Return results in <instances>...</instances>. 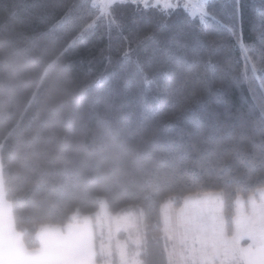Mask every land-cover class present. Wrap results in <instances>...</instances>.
Returning a JSON list of instances; mask_svg holds the SVG:
<instances>
[{"label": "trees", "instance_id": "trees-1", "mask_svg": "<svg viewBox=\"0 0 264 264\" xmlns=\"http://www.w3.org/2000/svg\"><path fill=\"white\" fill-rule=\"evenodd\" d=\"M206 14L0 0L1 180L28 250L101 200L138 215L128 252L142 264H169V200L220 194L231 234L236 200L264 189V0H210Z\"/></svg>", "mask_w": 264, "mask_h": 264}, {"label": "rangeland", "instance_id": "rangeland-1", "mask_svg": "<svg viewBox=\"0 0 264 264\" xmlns=\"http://www.w3.org/2000/svg\"><path fill=\"white\" fill-rule=\"evenodd\" d=\"M125 1L126 0H95V5L100 8L103 14H106L115 3ZM208 1L210 0H200V3L198 4L193 1V3L191 2L192 7H184L190 11L192 17L204 19L207 17L206 5ZM176 3V6L181 4L179 0H176ZM258 72L264 75V69H260ZM263 192L264 190L258 191L256 196L262 197ZM199 196L203 195L185 197V205L183 208L176 209L170 200L162 206L161 218L164 226V234L169 243L168 254L170 264H180V255L182 251L190 254L191 257L197 256V259L204 261L219 260V264H229L236 258L235 264H240L242 261L243 264H245V256L241 253L238 241L243 236L249 237L248 234L253 237L257 232H264V200H262L261 203L262 207H260V209H258L251 217L249 221L250 223L245 225L244 222L238 220L239 226L235 232V238L228 243L219 245L218 242L222 240L221 236L217 238L215 234L211 239L204 240V238H202V233L205 229L203 225L206 224V219L208 217L212 219L214 216H204L201 213H203L202 210L206 208H223L221 195L218 193H212L210 196ZM241 199L242 198H239V200ZM197 212L200 214L196 215ZM255 221H257V223ZM137 222L138 215L134 213V211L126 215H112L107 210L105 200H101L99 210L93 218H83L79 222L67 225H75L79 228L77 230L82 234L80 237L81 239L79 240L82 241V243L79 244V249H75V255L78 257V264H111V257L113 253L117 254L120 264H141L136 257H130L128 252L129 243L136 247L141 245V238L138 235L133 236L131 233L132 230L136 229ZM79 224H81L83 228H80L82 226ZM85 224L91 226V233L94 238L91 243L85 239L86 232H88L85 229L88 228ZM182 226H184L185 231L182 230ZM211 229L213 230L212 227ZM183 231L185 233L184 238L181 236ZM122 234H125L126 238L121 237ZM36 239L38 240V238ZM191 239H197L199 248L188 246V242L192 241ZM248 239L252 240L256 244L264 243V235ZM41 241L43 240L41 239ZM186 241L188 248L185 244ZM182 243H184L183 247L185 251L180 248ZM50 247L51 250L49 251V254L53 251L56 252V250L59 253L62 251L66 253L63 246L57 247V244H55V246ZM45 250L46 247H43L42 252ZM174 259L176 260V263H174Z\"/></svg>", "mask_w": 264, "mask_h": 264}, {"label": "crops", "instance_id": "crops-1", "mask_svg": "<svg viewBox=\"0 0 264 264\" xmlns=\"http://www.w3.org/2000/svg\"><path fill=\"white\" fill-rule=\"evenodd\" d=\"M126 1H133V0H126ZM193 1H195L194 3L197 4L200 3V0H189V2L188 0H179L181 6H185L188 8L192 7L191 2L193 3ZM136 3H139L144 6L141 0H137ZM171 3L174 5L177 4L176 0H171ZM147 7H159L164 10L172 9V8L165 9L161 3H158V0H148ZM263 190L264 189L260 191ZM262 195H263L262 197L254 196L246 200L244 199L239 200V198L236 200L235 217L233 220V228L231 234H228L226 230L222 207H216V208L211 207V208L203 209L202 210L203 213L201 214H203L204 216L213 215L214 217L212 219H210L209 217L206 219L205 222L206 224L203 225L205 229L202 233L203 234L202 238H204V240L211 239L215 234L217 238L221 236L222 240L218 242L219 245L228 243L229 241L234 239L236 236L235 232L237 231V227L239 226L238 220L244 222L245 225L250 223L249 221L253 216V214H255L256 211L260 209V207H262L261 203L262 200H264V192ZM204 196H210V194H205L199 197H204ZM184 205H185V199L183 201L181 208H183ZM199 214L200 213L198 212L196 213V215ZM255 222L257 223V221ZM85 226L88 227L85 228L88 231L86 232L85 239L89 243H91L92 240H94L93 234L91 233V226L87 224H85ZM211 227L213 228V230L211 229ZM259 227H260V223H259ZM80 228H83V226ZM77 229L79 228H77L75 225H71V226L66 225L63 227H57V226L40 227L36 234V238H38L37 240L38 247L33 250H28L25 247L20 234L16 231L14 227L11 208L8 202L6 201L3 184L0 177V264H78L77 262L78 257L75 255L76 252L75 249L76 248L79 249L80 247L79 244L82 243V241H79L81 239L80 237L82 234ZM182 230L185 231L184 226H182ZM184 231L181 234L183 238L185 237ZM263 235L264 232L261 231L255 233L253 237L248 234L249 237L243 236L239 239L238 243L240 245L241 253L243 254V256H245L244 259L245 264H264V243L256 244L252 240L248 239V238L261 237ZM164 237L167 243L168 263L170 264L169 262L170 258L168 254L169 243H168V239H166L165 234ZM41 239L43 241H41ZM191 240L192 241L188 242V246H191L193 248H199L197 239L195 240L191 239ZM55 244H57V247L63 246L65 248L66 253H64L63 251L59 253L56 250V252L53 251L49 254V251L51 250L50 246H55ZM185 244L186 247L188 248L187 241L185 242ZM183 245L184 243L181 244L180 248L184 250ZM43 247H46V250L44 252H42ZM130 257H136V259L140 261L137 255ZM185 257H186V261H185ZM173 261L174 263H176L175 259ZM235 262H236V258L235 260L231 261L229 264H235ZM184 263L185 264H219V260L204 261L201 259H197V256L191 257L190 254L184 253L182 251L180 255V264H184ZM240 264H243V261L240 262Z\"/></svg>", "mask_w": 264, "mask_h": 264}, {"label": "snow or ice", "instance_id": "snow-or-ice-1", "mask_svg": "<svg viewBox=\"0 0 264 264\" xmlns=\"http://www.w3.org/2000/svg\"><path fill=\"white\" fill-rule=\"evenodd\" d=\"M137 0H133V3H136ZM145 8H147L148 0H141ZM158 3H161L165 9L174 8L176 5L171 3V0H158ZM241 34H242V14H241Z\"/></svg>", "mask_w": 264, "mask_h": 264}]
</instances>
